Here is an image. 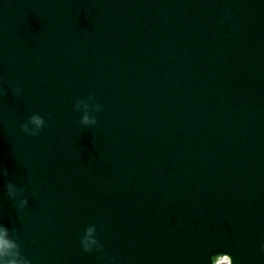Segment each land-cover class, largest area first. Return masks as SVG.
I'll use <instances>...</instances> for the list:
<instances>
[{"label":"water","instance_id":"1","mask_svg":"<svg viewBox=\"0 0 264 264\" xmlns=\"http://www.w3.org/2000/svg\"><path fill=\"white\" fill-rule=\"evenodd\" d=\"M0 226L8 264H264V0H0Z\"/></svg>","mask_w":264,"mask_h":264},{"label":"clouds","instance_id":"2","mask_svg":"<svg viewBox=\"0 0 264 264\" xmlns=\"http://www.w3.org/2000/svg\"><path fill=\"white\" fill-rule=\"evenodd\" d=\"M83 119L87 122L89 120L88 115L85 114ZM31 120H32V123H34L36 126H39L42 122L39 116H33ZM24 127L27 130L28 125H24ZM9 189L10 190L12 189L11 185H9ZM88 232L91 233L92 229L89 228ZM90 240H91L90 236L85 238L86 246ZM8 247H9V241L7 240V230L3 226H0V254H3L4 252H6ZM225 259H227V257H222V260H225ZM0 264H8V262L0 260ZM12 264H15V262H12ZM24 264H27V262L25 261Z\"/></svg>","mask_w":264,"mask_h":264}]
</instances>
